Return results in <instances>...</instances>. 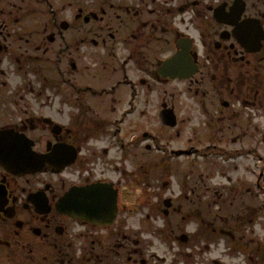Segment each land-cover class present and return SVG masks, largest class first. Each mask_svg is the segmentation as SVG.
<instances>
[{
	"label": "flooded vegetation",
	"instance_id": "flooded-vegetation-1",
	"mask_svg": "<svg viewBox=\"0 0 264 264\" xmlns=\"http://www.w3.org/2000/svg\"><path fill=\"white\" fill-rule=\"evenodd\" d=\"M0 130V264H264V0H0Z\"/></svg>",
	"mask_w": 264,
	"mask_h": 264
}]
</instances>
